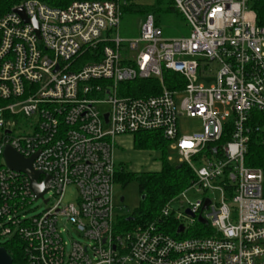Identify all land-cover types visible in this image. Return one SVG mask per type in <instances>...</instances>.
Instances as JSON below:
<instances>
[{
	"label": "built area",
	"instance_id": "1",
	"mask_svg": "<svg viewBox=\"0 0 264 264\" xmlns=\"http://www.w3.org/2000/svg\"><path fill=\"white\" fill-rule=\"evenodd\" d=\"M129 1L0 0V237L21 239L23 264H264V11L250 0H172L188 36L163 38L148 14L122 39ZM165 71L182 87L168 89ZM149 78L159 93L134 96L131 83ZM182 114L202 130L180 134ZM137 131L159 132L194 178L157 220L125 226L114 139ZM7 145L34 156L42 198L6 166ZM67 192L74 201L63 202ZM187 193L197 198L175 206ZM38 199L45 210L27 216ZM62 220L76 233L69 243Z\"/></svg>",
	"mask_w": 264,
	"mask_h": 264
},
{
	"label": "trees",
	"instance_id": "2",
	"mask_svg": "<svg viewBox=\"0 0 264 264\" xmlns=\"http://www.w3.org/2000/svg\"><path fill=\"white\" fill-rule=\"evenodd\" d=\"M168 1L171 3L172 0ZM168 1L154 0L152 5L147 6L139 4L134 0H130L128 4L123 7L122 13L137 12L148 15L152 12L158 13L159 11H164L166 9L168 11H176L172 6H169L168 8L163 7ZM250 7L258 16H261L264 11V0H250ZM157 22L158 19H156V23ZM163 83L168 89H175V85L182 87L183 80L177 73L165 71L163 72ZM131 85L134 89V96L154 95L158 94L160 91V84L155 78L134 81ZM131 135L135 147L147 149L149 147L159 146L163 157H160L162 158L160 168L155 171L133 173L125 170L122 165L117 166L115 182L120 183L124 187L129 182L135 181L140 196L138 207L133 209L130 214L119 218V224H124L125 226L144 224L152 220H157L163 205L169 199L177 196L188 187L194 178V174L187 164H173V162L167 161L164 152L165 150L163 149L166 140L159 132L137 131ZM225 140L226 136H222L219 142H224ZM251 145L252 150H255V152L259 154V157L261 156L262 158L263 149L260 143L252 141ZM141 196H143L142 199ZM128 216L131 218L130 221L126 219ZM166 227L168 231H174V228L170 223L169 226ZM2 238L4 240L0 242V246H3L7 250L12 258V264H23L24 254L21 239L16 236Z\"/></svg>",
	"mask_w": 264,
	"mask_h": 264
},
{
	"label": "rangeland",
	"instance_id": "3",
	"mask_svg": "<svg viewBox=\"0 0 264 264\" xmlns=\"http://www.w3.org/2000/svg\"><path fill=\"white\" fill-rule=\"evenodd\" d=\"M142 5H152L154 0H134ZM168 1V0H167ZM169 6L174 7V5L168 1L163 7L168 8ZM175 8V7H174ZM146 14H140L137 12H123L119 21L118 33L120 38L129 39L135 37L139 34L140 26L144 21ZM155 23L156 19L158 22L156 25L160 27L162 31V36L165 39L179 38L188 36L190 33V28L185 22L180 13L176 10H164L158 13H151ZM133 86L130 85V88ZM134 91V89H133ZM183 97L180 93L177 95L178 102ZM178 130L180 134H192L195 132H200L202 130L201 121L197 118H189L184 114L178 116ZM166 158L170 157L173 164H177V153L169 147V143L166 141L164 143ZM114 161L116 166L122 165L125 170L133 173H140L144 171H155L158 170L162 163V152L159 146L149 147L147 149H140L134 146L132 135H119L114 139ZM163 157V156H162ZM116 201L115 203L122 207L123 214H130V212L138 207L140 202V196L137 190V183L135 181L129 182L126 186H122L120 183H115L114 186ZM119 196L124 198L121 202L118 200ZM197 198L196 194L187 193L179 196V200L174 203L175 206L179 204V201L183 204L188 202H193ZM75 194L67 192L63 198V202L74 201ZM214 201H219L220 197L217 191H214L213 196ZM46 206L41 199L31 202L28 205V210L26 215L29 217L39 215L45 210ZM60 227L67 228L69 233L63 232L64 240L69 243L71 236L76 237L75 231L71 228V225L64 220L60 221ZM4 239L0 237V242ZM69 246H67L68 248Z\"/></svg>",
	"mask_w": 264,
	"mask_h": 264
},
{
	"label": "water",
	"instance_id": "4",
	"mask_svg": "<svg viewBox=\"0 0 264 264\" xmlns=\"http://www.w3.org/2000/svg\"><path fill=\"white\" fill-rule=\"evenodd\" d=\"M16 12H18L24 20H27V18H25L24 14L22 13L21 9L17 8ZM29 21H31V23L36 25L34 19H31ZM106 117L107 116L105 115V118ZM2 157L4 159L6 166L9 169L17 172H22L27 176L29 180L30 189L34 193L35 197L42 198L43 193L45 192L43 185L46 180H44L43 182H37L39 172L33 170L31 165L34 156H31L29 158H23L11 146L7 145L3 148ZM142 198L143 196H141V199ZM120 201H123L122 196L120 197ZM208 203L209 201L206 199L203 207H206ZM186 213L192 216L189 210H186ZM126 219L130 220L131 218L127 217ZM198 221L204 222V220L201 217H198ZM182 230H183L182 226H179L177 232H181ZM0 264H12V258L3 246H0Z\"/></svg>",
	"mask_w": 264,
	"mask_h": 264
},
{
	"label": "flooded vegetation",
	"instance_id": "5",
	"mask_svg": "<svg viewBox=\"0 0 264 264\" xmlns=\"http://www.w3.org/2000/svg\"><path fill=\"white\" fill-rule=\"evenodd\" d=\"M120 197H121V196H119V198H118L119 201H120ZM123 201H124V198H123Z\"/></svg>",
	"mask_w": 264,
	"mask_h": 264
},
{
	"label": "crops",
	"instance_id": "6",
	"mask_svg": "<svg viewBox=\"0 0 264 264\" xmlns=\"http://www.w3.org/2000/svg\"><path fill=\"white\" fill-rule=\"evenodd\" d=\"M122 202V201H121Z\"/></svg>",
	"mask_w": 264,
	"mask_h": 264
}]
</instances>
